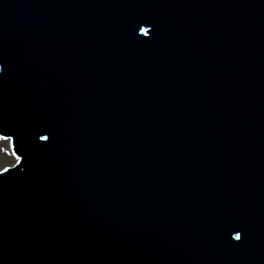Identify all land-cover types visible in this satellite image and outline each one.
I'll return each mask as SVG.
<instances>
[{"label": "water", "instance_id": "water-1", "mask_svg": "<svg viewBox=\"0 0 264 264\" xmlns=\"http://www.w3.org/2000/svg\"><path fill=\"white\" fill-rule=\"evenodd\" d=\"M0 69V264H264V0H0Z\"/></svg>", "mask_w": 264, "mask_h": 264}, {"label": "bare ground", "instance_id": "bare-ground-1", "mask_svg": "<svg viewBox=\"0 0 264 264\" xmlns=\"http://www.w3.org/2000/svg\"><path fill=\"white\" fill-rule=\"evenodd\" d=\"M2 155L4 157H1ZM15 161L16 158L14 157L10 149V138L9 139L0 138V163H1L0 170L6 167H12L13 164H15Z\"/></svg>", "mask_w": 264, "mask_h": 264}, {"label": "snow or ice", "instance_id": "snow-or-ice-1", "mask_svg": "<svg viewBox=\"0 0 264 264\" xmlns=\"http://www.w3.org/2000/svg\"><path fill=\"white\" fill-rule=\"evenodd\" d=\"M141 33L144 34V35H147L149 30L147 28H142L141 30ZM2 70V69H0ZM42 140H48L49 138L46 137V136H41L40 137ZM3 139H9V137H3ZM235 239L236 240H241L242 239V235L240 233H237L236 236H235Z\"/></svg>", "mask_w": 264, "mask_h": 264}, {"label": "rangeland", "instance_id": "rangeland-1", "mask_svg": "<svg viewBox=\"0 0 264 264\" xmlns=\"http://www.w3.org/2000/svg\"><path fill=\"white\" fill-rule=\"evenodd\" d=\"M1 157H4L3 155ZM4 162V161H3ZM6 162V161H5ZM0 166H1V163H0ZM3 168V167H2Z\"/></svg>", "mask_w": 264, "mask_h": 264}]
</instances>
